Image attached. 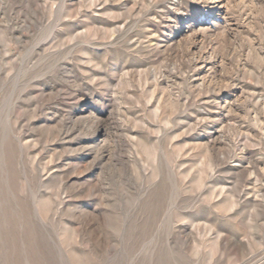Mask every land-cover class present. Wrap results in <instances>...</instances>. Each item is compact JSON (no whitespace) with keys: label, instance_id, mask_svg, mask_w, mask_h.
<instances>
[{"label":"rangeland","instance_id":"obj_1","mask_svg":"<svg viewBox=\"0 0 264 264\" xmlns=\"http://www.w3.org/2000/svg\"><path fill=\"white\" fill-rule=\"evenodd\" d=\"M0 264H264V0H0Z\"/></svg>","mask_w":264,"mask_h":264}]
</instances>
